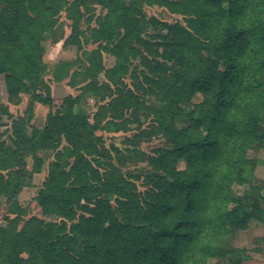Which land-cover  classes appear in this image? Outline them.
I'll return each mask as SVG.
<instances>
[{
	"label": "trees",
	"instance_id": "1",
	"mask_svg": "<svg viewBox=\"0 0 264 264\" xmlns=\"http://www.w3.org/2000/svg\"><path fill=\"white\" fill-rule=\"evenodd\" d=\"M140 1L183 21L148 17L138 0H0V75L10 98L28 93L50 105L37 93L48 91L42 42L55 33L62 10L71 20L69 39L79 41L78 23H90L91 4L106 13L85 37L97 49L84 75L104 72L108 81L101 88L86 85L101 95L94 124L76 114L67 97L41 131H16L13 147L0 138V164L7 168L30 156L39 173L40 153L53 155L36 202L44 216L60 219L32 218L17 231L24 211L9 209L15 217L0 226V264H207L226 257L239 263L238 254L218 241L261 217L258 201L237 196L233 187L250 183L247 151L264 149V0ZM102 53L115 59L114 66L105 68ZM131 59L140 61L142 80L134 70L127 89ZM196 95L201 100L187 113L181 106ZM140 111L153 117L151 128L168 144L148 160L153 173L144 192L95 135L104 127L125 130L126 114L136 118ZM179 119L189 126L177 129ZM16 175L25 173L18 168Z\"/></svg>",
	"mask_w": 264,
	"mask_h": 264
},
{
	"label": "rangeland",
	"instance_id": "2",
	"mask_svg": "<svg viewBox=\"0 0 264 264\" xmlns=\"http://www.w3.org/2000/svg\"><path fill=\"white\" fill-rule=\"evenodd\" d=\"M69 2L73 0H68ZM138 6L148 17H154L162 22L173 24L183 21V17L173 14L164 7L158 5H146L138 0ZM173 1V0H171ZM91 20L88 24L85 19L79 20V30L83 35L79 36V41H71V20L66 11L62 10L56 17L58 27L53 35H47L42 42L44 53L42 62L45 66L42 76L48 91H38L50 105L37 102L31 94L21 93L17 97L10 98L7 93L5 78L0 75V114L1 127L0 138L7 146H14L17 138L15 132H24L30 136L32 132L41 131L46 126L48 114L54 113L62 108V104L67 97H71L75 103L73 110L76 114L84 115L90 124H94L95 115L100 105H102L99 90L89 91L86 85L96 82L97 87L108 84L104 72L95 75V78H87L84 75L88 66V56L97 49L96 44L86 43V38H91V29L98 27V22L104 17L105 11L97 5L91 4ZM83 11V9H81ZM75 16V15H74ZM89 15L86 16V19ZM106 69L114 66L115 59L105 53L100 55ZM129 73L123 78L124 87L133 88L131 75L135 70L142 80V68L138 59L130 60L128 64ZM201 100L200 95H196L192 101L183 104L181 107L188 113L194 105ZM148 104H154L153 98H147ZM3 110H6L4 113ZM108 118V117H107ZM129 122L125 130H116L114 127H104L95 132L101 140V148L111 157L113 164L118 167L123 175L134 182L139 192H144L147 186V176L153 173L148 160L155 156L162 148H167L168 144L162 136L151 127L154 125L153 117H147L143 111L138 112L137 117L126 114ZM108 121L101 122L103 127ZM190 124L188 119L176 120L177 129H184ZM261 127L264 128V119ZM66 147L62 140L59 150ZM43 165L39 173L33 170L34 160L27 156L24 158L25 164H20L17 158L13 161L14 167L7 168L0 164V226L7 224L6 219H12L15 214H10L9 209L19 206L24 214L20 216L21 221L17 225L20 231L26 222L32 218H38L46 222H59L55 216H44L36 202V196L41 188L48 171L54 168L55 160L49 152H41ZM248 159L252 160L253 168L249 175L248 185L233 187L237 196L245 195L247 198L254 197L259 204L261 217L258 221H250L247 229L229 233L226 237H221L218 241L219 247L226 252H236L240 258L238 264H264V149L258 145L253 146L246 153ZM184 161H179L177 168H184ZM20 168L25 173L22 177L16 175ZM19 186L14 191L12 186ZM13 193L16 194L12 198ZM24 257V256H23ZM235 259L229 257L209 259L207 264H233Z\"/></svg>",
	"mask_w": 264,
	"mask_h": 264
}]
</instances>
